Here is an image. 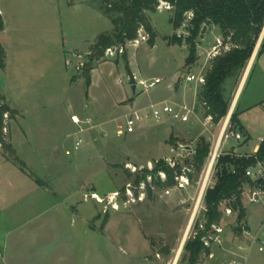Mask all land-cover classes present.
I'll use <instances>...</instances> for the list:
<instances>
[{"label": "rangeland", "instance_id": "rangeland-1", "mask_svg": "<svg viewBox=\"0 0 264 264\" xmlns=\"http://www.w3.org/2000/svg\"><path fill=\"white\" fill-rule=\"evenodd\" d=\"M107 3L0 0L5 21L0 42L6 50L0 85L6 102L15 110L5 116L4 133L25 163L1 162L13 155L0 148V237L7 240L10 235L17 239L21 235L59 232L63 237L53 241L77 247L81 261L91 264L122 263L127 257L124 249L145 251L149 247L145 232L155 234L166 229L180 246L206 169L207 157L198 168L196 149L203 138L210 144L223 122L222 118L206 127V111L198 96L200 86L183 77L189 71L199 73L205 66L206 48L216 40L214 30L199 39V58L191 70L186 64L188 47L171 41L178 29L170 20L172 10L166 9L149 14L156 33L154 44L148 40L136 47L126 42L124 53L116 47L114 55L106 49L103 57L93 58L98 38L113 31L105 12ZM262 65L261 55L238 98L241 126L232 121L243 139L240 144L229 140L225 149L237 145L240 152H250L264 136ZM210 66H205V72ZM88 68L89 84L84 76ZM133 74L146 80L158 76L163 81L149 91L139 86L135 93ZM176 85L188 86V98L195 96L198 118L193 116V123H177L176 128L171 123L175 120L164 115L159 120L139 123L134 133L117 135V123L124 122L130 111L168 99ZM233 88L234 85L231 91ZM72 114L82 119L91 117L95 127L78 134ZM79 136L84 143L76 150ZM181 145L188 151L185 157H177L183 150ZM172 147L176 152L171 151ZM167 157H177L180 168L191 169L187 189L177 187L176 173L167 166ZM160 170L166 178L161 177ZM128 186L135 200L128 196ZM91 193H98L104 202L86 199V194ZM169 202L173 206H166ZM159 203L164 205L157 206ZM261 212L252 205L247 207L253 231L258 230ZM223 224H228L227 246H234L236 238L245 240L236 232L233 219L224 218ZM119 231L129 235L128 242H121L124 234ZM196 231L192 229L186 242L196 238ZM260 238L264 240V230ZM150 241L163 252L169 250L159 238L150 237ZM43 245L46 244L41 239L40 246ZM189 254L184 248L179 264H187ZM255 261L264 263V252L257 247L250 264Z\"/></svg>", "mask_w": 264, "mask_h": 264}, {"label": "trees", "instance_id": "trees-1", "mask_svg": "<svg viewBox=\"0 0 264 264\" xmlns=\"http://www.w3.org/2000/svg\"><path fill=\"white\" fill-rule=\"evenodd\" d=\"M106 15L113 24L112 34L101 35L93 45L92 57H103L106 49L124 45L127 41L138 36V30L144 26L150 35L149 43L154 44L156 33L149 13L156 12L162 1L173 6L171 22L176 29L186 19V13L192 12L190 22V36L187 38L188 56L187 66H192L198 60L199 39L210 27L217 26L225 43H231L230 50L212 59L211 66L206 72V82L198 91L200 101L204 104L206 114L213 116L214 122L226 116L231 105V87L236 83L252 58L257 43L264 29V0H106ZM5 28L3 15L0 13V32ZM173 43L183 45V40L173 35ZM264 52V38L258 54ZM127 59V54L124 55ZM91 64L90 62L88 63ZM127 65H129L127 63ZM6 68V50L0 42V73ZM84 76L90 83L91 69H85ZM231 85V86H229ZM14 114L15 110L6 102V97L0 85V148L13 155L16 163L25 164L15 153L12 145L5 138V116ZM233 122L240 125L239 113L235 109ZM210 144L201 139L196 149V164L198 168L204 163L209 153ZM257 158L264 159V143L260 145ZM256 162L255 158L233 161L228 156L221 158L218 165L216 184L207 191L206 204L208 206L209 223L219 221L221 211L219 204L224 199L235 198L233 207L239 209V221L247 216V209L241 200L243 184L242 173ZM234 164L239 174H233L229 167ZM24 171L23 167L21 169ZM168 173L172 171L165 168ZM42 185L40 179H36ZM173 182V179L172 181ZM184 248L189 251L188 262H199L203 253L208 249L201 240V235L187 241Z\"/></svg>", "mask_w": 264, "mask_h": 264}, {"label": "built area", "instance_id": "built-area-1", "mask_svg": "<svg viewBox=\"0 0 264 264\" xmlns=\"http://www.w3.org/2000/svg\"><path fill=\"white\" fill-rule=\"evenodd\" d=\"M159 10H172L173 6L168 3L162 1L158 6ZM193 18V13H186V19L182 22L180 27L178 28V32L176 33L177 37L186 41L184 46L187 47V38L190 36V22ZM149 40V34L145 30L144 26H141L138 30V36L129 40L130 44L139 47L143 42H147ZM125 46L120 45L117 46V49L121 53H124ZM198 46L199 43H198ZM231 43H225L223 38H217L216 43L211 47V49L207 52V61L212 60L217 55H220L223 52H226L232 48ZM113 48L110 47L107 49L112 55H114ZM116 51V50H115ZM205 66L206 63H205ZM205 66L199 71V73H185L183 77L188 82H194L197 86H201L206 82V72ZM192 66H189V70H191ZM134 82L132 84H136L137 87L141 86L143 90L149 91L155 88L157 85L162 83L163 79L161 77H155L150 80H146L140 78L138 75L133 74ZM235 111V105L230 106L227 114L223 117L222 126L219 130V133L212 136L210 142V150L206 160V169L201 176L199 181V193L195 199V204L191 213L190 221L187 228L186 236L188 238L189 233L192 229L196 228V235H201V240L203 241L205 247L208 249L206 253L200 258L198 264H206L202 262V258H210L214 257V250L217 248H222L224 252L229 255V264H248L249 258L253 250L257 247L260 252H264V240L260 238L261 231L264 230V159L257 158L258 149H254L250 153H242L239 151L238 146H232L229 149H225L229 140L233 139L238 141V144L241 143L243 139V135L240 131L233 127L232 116ZM164 115L171 117L175 121H181L182 123H193V116L198 118L196 113V104H171L168 101L154 102L145 108H137L130 111L125 116L124 122H118L116 125L117 135L122 136L125 134L134 133L136 127L139 123L148 121L151 119L159 120ZM71 120L74 124L78 126L77 133L82 134L86 132L89 128L94 127L93 119L91 117H87L86 119H82L77 114H73L71 116ZM214 122L213 116L210 114H206V118L204 120V124L206 127L212 125ZM87 125V127H86ZM6 130V128L4 129ZM215 138V139H214ZM260 144L264 143V136L259 138ZM84 143V138L79 136L75 142L74 148L79 149ZM183 148L182 152L177 153V157H185L188 151H185V147L181 145ZM172 152H176L175 147L171 148ZM69 153V151H67ZM228 156L233 161H241L243 159L255 158L256 162L254 164L249 165L245 171L242 173V188H241V200L243 205L248 207V205H252L257 209H261L262 212L257 217L260 219V224L257 231H253L251 226V221L248 216H246L243 220L239 221V209L233 207V202L235 198L224 199L219 204V210L221 211V218L219 221L209 223L208 218V206L206 204V195L207 191L212 188L217 182V172L219 171L218 165L222 157ZM177 157H167L166 162L167 166L173 170L176 175L175 178L177 180V187L180 189H187L191 180L189 177L187 167L180 168L179 161ZM131 168L130 165H128ZM133 171L137 169H131ZM181 170V173H179ZM229 171L233 174H239V170L237 166L234 164L229 167ZM159 174L162 178H166V173L164 171H159ZM131 186H128L127 192L128 196L135 200L134 195L131 192ZM118 194L117 192L113 193L114 196ZM86 199L91 197L96 199L98 202L103 203V198L98 193H91V196L86 194ZM139 199L142 200V197L139 196ZM117 205V204H116ZM115 204L113 205L116 208ZM224 218L233 219L235 221L234 228L239 235L245 238V240H239L236 238L234 246L226 245V233L228 224H223ZM237 236V235H236ZM187 240V239H186ZM185 240V241H186Z\"/></svg>", "mask_w": 264, "mask_h": 264}, {"label": "crops", "instance_id": "crops-1", "mask_svg": "<svg viewBox=\"0 0 264 264\" xmlns=\"http://www.w3.org/2000/svg\"><path fill=\"white\" fill-rule=\"evenodd\" d=\"M213 30L217 35L216 39L222 38L221 32L217 26L210 27L207 30L206 35L211 31L213 32ZM263 38H264V34H263V37L261 39L259 46L255 48L252 58L250 59V61L252 62L250 64L248 74L246 75L247 78L245 77V80L238 92V96L236 98L237 100L235 102V109L238 112H239L238 110V100L239 99L238 98L240 97V94L244 90L250 78V74L252 73L256 63H258L261 55L264 56V52L261 54H258ZM215 43H216V40L211 46L206 48V65H208L209 63L211 64L212 62V60L207 61V52L211 49V47ZM245 71L243 72L239 80L236 83H234V88L230 93V98H231V95H233L232 97H234V100H235V95L239 89V86H240V83H241V80L243 78ZM263 71H264V65H262V72ZM187 88L188 86L176 85L174 93L168 99H165L164 101H168L171 104H175V103L176 104L186 103V104H191V105L196 104L195 96L192 98H188L189 96H188ZM171 123L173 127L178 128L177 126L179 124L177 123H182V122L173 121ZM183 124H186V123H183ZM71 135L72 134H69V136ZM260 145L261 144L259 142L258 144L255 145V147L250 152H252L254 149L260 148ZM250 152H245V153H250ZM1 162L13 163L7 157L1 160ZM160 205H164V204H161V203L157 204V206H160ZM166 206H173V204L169 202ZM187 215L189 216L190 213H187ZM108 222L109 220L107 221V225H108ZM184 230H185V227H184ZM157 233L148 234L145 232L144 233L145 237L149 241V247L145 249V251L144 250L142 251L141 249H138V250L135 249V250H132L133 252H128L127 250L124 249V252H126L127 257H125V259L122 260V263H117V264H173V263L179 264L180 256L184 249V245L186 241H184L182 245L183 246L182 250L179 253L180 254L179 255L177 252L179 250L177 239L176 241L175 239L172 240L173 234L169 233L166 229L162 231H158ZM118 234H124L122 236V241H121L122 243L128 242V240L126 239L129 238V235L127 234L125 236V231H119ZM21 236H18L17 239H15L14 237H11L10 235L9 237H7V240L6 239L3 240V238L0 237V264H91V263H86V262L81 261L82 260L81 253L79 252L77 247L65 246L61 243V241H57V240L53 241L54 239L63 237V236H59V232L53 233V231H48V232H40L35 235L33 233L32 236H29V237H25V235H21ZM112 237H114L113 233H112ZM150 237H156V238L163 240L164 244L166 246H169V250L166 252H163L160 248H157V246L154 245L150 241ZM41 239L46 245L40 246ZM214 253H215L214 257L207 258L206 260L202 258L204 260V261L202 260V262L206 264H229V255H227V253L224 252L222 248L215 249ZM250 259H251V255H250L248 264H250ZM252 264H264V263H261L260 261H257V262L255 261Z\"/></svg>", "mask_w": 264, "mask_h": 264}, {"label": "bare ground", "instance_id": "bare-ground-1", "mask_svg": "<svg viewBox=\"0 0 264 264\" xmlns=\"http://www.w3.org/2000/svg\"><path fill=\"white\" fill-rule=\"evenodd\" d=\"M251 62H252V61H250L249 65H248V67H247V69H246V71H245V73H244V75H243V78H242V80H241V83H240L239 89H238V91H237V93H236V95H235V100H233V102H232V106L235 105V102H236V100H237L236 98H237V96H238V92H239V90H240V88H241V86H242V84H243V82H244V80H245L246 75L248 74V70H249V67H250ZM246 78H247V77H246ZM186 233H187V232H186ZM186 233H185V235L183 236L182 241H181V244H180V246H179V250L177 251L178 254L181 252L182 247H183L182 245H183L184 241L187 239ZM179 255H180V254H179ZM175 260H176V259H175ZM173 264H174V263H173Z\"/></svg>", "mask_w": 264, "mask_h": 264}, {"label": "water", "instance_id": "water-1", "mask_svg": "<svg viewBox=\"0 0 264 264\" xmlns=\"http://www.w3.org/2000/svg\"><path fill=\"white\" fill-rule=\"evenodd\" d=\"M263 34H264V29H263V33L261 34L260 39H259V41H258L256 47L259 46V44H260V42H261V39H262V37H263ZM185 43H186V41H184V44H185ZM132 88H133V91L136 93L137 85H136V84H132ZM189 148H190V147H189ZM187 264H198V263H196V262H188Z\"/></svg>", "mask_w": 264, "mask_h": 264}]
</instances>
